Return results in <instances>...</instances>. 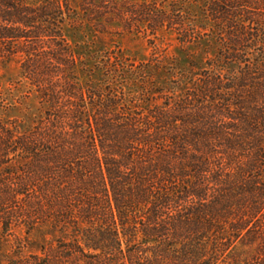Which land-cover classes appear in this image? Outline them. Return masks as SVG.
I'll return each instance as SVG.
<instances>
[{
  "label": "trees",
  "instance_id": "16d2710c",
  "mask_svg": "<svg viewBox=\"0 0 264 264\" xmlns=\"http://www.w3.org/2000/svg\"><path fill=\"white\" fill-rule=\"evenodd\" d=\"M201 1L218 53L142 100L109 80L110 59L84 80L67 0H0V55L42 107L0 124V236L48 233L15 238L0 264H264V0ZM112 3L79 10L98 24ZM135 7L183 45L208 35L173 7Z\"/></svg>",
  "mask_w": 264,
  "mask_h": 264
},
{
  "label": "rangeland",
  "instance_id": "374dc122",
  "mask_svg": "<svg viewBox=\"0 0 264 264\" xmlns=\"http://www.w3.org/2000/svg\"><path fill=\"white\" fill-rule=\"evenodd\" d=\"M67 2L71 13L62 27V34L67 43L86 58L88 74H85L84 80L88 79L92 83L99 81L102 78L103 62L110 59L113 66L120 68L121 77L114 79L112 73L106 70L109 80L142 100L147 98V93L141 89L144 83L147 88L152 85L170 88L182 77L188 83L198 74H204L208 64H211L209 59L219 51L220 39L212 34V24L203 16L201 0H113L104 13V19L98 21V24L92 21L93 17L86 11L89 4L79 10V0ZM141 5L167 11L173 7L185 14L187 25L192 24L190 20H193L196 26L206 28L208 35L191 39L193 43L183 45L176 35L179 31L167 28L149 31L150 27H146L138 15H128L129 10L134 12L138 10L135 6ZM123 71L128 76H122ZM143 71L147 72L146 77H142ZM124 78L125 83H121ZM41 111L35 92L20 77L18 60L0 55V124L17 121L29 125ZM46 231L39 229L25 234V230L20 228L14 237L0 236V260L15 251V238L40 242L48 237Z\"/></svg>",
  "mask_w": 264,
  "mask_h": 264
}]
</instances>
